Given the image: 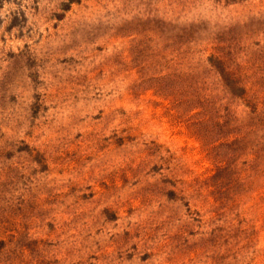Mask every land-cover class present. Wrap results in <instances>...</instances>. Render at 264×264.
<instances>
[{
	"label": "rangeland",
	"instance_id": "rangeland-1",
	"mask_svg": "<svg viewBox=\"0 0 264 264\" xmlns=\"http://www.w3.org/2000/svg\"><path fill=\"white\" fill-rule=\"evenodd\" d=\"M0 264H264V0H0Z\"/></svg>",
	"mask_w": 264,
	"mask_h": 264
}]
</instances>
